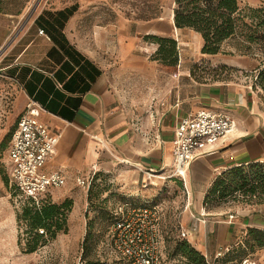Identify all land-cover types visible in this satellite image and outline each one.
<instances>
[{"label":"crops","instance_id":"1","mask_svg":"<svg viewBox=\"0 0 264 264\" xmlns=\"http://www.w3.org/2000/svg\"><path fill=\"white\" fill-rule=\"evenodd\" d=\"M63 9L45 15L39 10L25 20L0 12V72L20 89L22 101L16 110L20 116L29 101L35 102L41 108L36 111L38 121L58 135L44 170L59 171L65 184L49 191L51 199L55 202L68 196V188L76 179L92 171L155 194L177 189L182 195L177 233L186 231L188 243L205 258L224 254L248 228L264 230V204L211 213L203 207L207 191L222 172L264 162V104L252 86L197 85L190 94L175 93L170 99L131 111L119 103L93 52L84 51L74 40V13L62 27L52 23L54 13ZM159 26L154 20L128 24L118 19L100 30L122 56L134 48L138 37L163 33ZM201 109L227 115L234 123L233 131L192 160L182 178L147 179V172L169 174L175 126L183 116ZM5 157L6 166L7 153ZM145 184L148 186L144 188ZM146 200L156 204L150 197L139 204ZM174 214L170 209L168 219ZM160 223L161 216L159 229ZM253 257L256 264H264V249L255 251Z\"/></svg>","mask_w":264,"mask_h":264},{"label":"rangeland","instance_id":"2","mask_svg":"<svg viewBox=\"0 0 264 264\" xmlns=\"http://www.w3.org/2000/svg\"><path fill=\"white\" fill-rule=\"evenodd\" d=\"M155 1L161 7V14L154 21L162 25L164 32H153L149 36L167 37L176 41L177 64L174 66L157 59V45L151 38L138 37L134 48L119 56L113 43H108V37L100 30L106 25L116 24L118 19L128 24L142 22L139 17L144 14L145 4ZM239 1L241 8H264V0ZM172 2L173 0H0V12L13 18L22 16L25 20L39 10L51 13L77 5L78 9L74 13V40L84 51L93 52L96 63L109 79L110 89L119 103L131 111L134 108H148L156 100L170 99L175 93L179 96L183 92L190 94L197 85L252 86L256 75L254 68L260 60H264V54L256 52L242 55L233 48L230 41L223 43L220 52L215 55L201 54L200 36L189 29L176 31L170 24ZM104 39H107L105 44ZM254 91L260 101L264 99V92L259 88ZM21 101L17 83L0 72V264H120L119 257L109 246L107 228L118 207L126 208L128 203L139 205L141 199L146 197L155 200L162 209L159 264H188L184 258L174 253L175 243L179 241L177 221L182 203V195L177 189H172L171 192L166 188L167 193L161 191L162 193L157 194L150 190L141 191L103 173H99L88 188L82 189L74 183L68 188V196L63 195L55 202L48 195L52 203L60 205L65 201L69 202L68 209L64 211L63 229L52 238L49 235L42 236L37 240L35 250L27 252L32 234L26 233V223L16 220L23 203L13 202L11 191L2 180L6 177L8 137L19 116L16 105ZM255 201L256 198L244 197L238 192L223 200L210 201L206 209L210 213L217 210L234 211L240 207L254 206ZM170 209L175 212L171 220L168 219ZM228 249L227 263L222 261L226 256L213 259L207 255L205 259L209 264H235L239 257L238 248L231 244Z\"/></svg>","mask_w":264,"mask_h":264},{"label":"trees","instance_id":"3","mask_svg":"<svg viewBox=\"0 0 264 264\" xmlns=\"http://www.w3.org/2000/svg\"><path fill=\"white\" fill-rule=\"evenodd\" d=\"M172 3L173 26L176 29H189L198 34L202 40L201 54L215 55L220 52L222 44L227 41H230L233 48L242 55L256 52L259 55L264 54V8L253 9L246 6L241 8L239 0H173ZM77 9V5L73 4L55 12L56 17L52 23L57 27H62L63 22ZM144 9V14L139 17L141 21L157 19L161 14V7L157 1L146 3ZM39 18L42 17L39 16ZM48 26L52 28V24L48 23ZM144 38H151L157 45L155 55L158 60L166 61L170 66L177 64L174 39L149 36V34ZM254 70L256 75L252 88L254 90L259 88L264 92V60H260ZM261 102L264 104V99H261ZM10 137L11 133L9 140ZM98 176L99 173L95 172L92 180ZM2 180L9 187L7 176ZM9 190L12 196L16 194L12 188L9 187ZM238 192L244 197L256 198L254 205L264 204V162L240 165L222 172L207 191L203 199V207L208 211L206 207L210 201L223 200ZM48 195L37 203L30 199L25 200L19 208L20 212L16 215L17 221L26 223V233L32 234V241L28 242L31 245H28L27 252L35 250L37 240L42 236L49 235L52 238L63 229L64 211L68 209L69 202L65 201L58 205L52 203ZM114 219L112 217L109 226ZM178 240L174 247L175 254L184 258L188 264H209L205 257L185 239L179 238ZM235 247L238 248L239 255L235 262L237 264L244 257L264 249V230L248 228ZM228 252L229 249L220 256H226L222 259L224 263L229 260L227 259Z\"/></svg>","mask_w":264,"mask_h":264},{"label":"built area","instance_id":"4","mask_svg":"<svg viewBox=\"0 0 264 264\" xmlns=\"http://www.w3.org/2000/svg\"><path fill=\"white\" fill-rule=\"evenodd\" d=\"M38 34H43V31L38 30ZM40 109L33 101L26 104L6 151V176L9 187L16 192L12 198L14 203H23L27 199L37 203L52 188L65 184V178L59 171L44 170L54 153L58 135L38 121L36 111ZM233 128L234 123L227 115L205 109L183 116L174 129L173 164L169 174L147 172L146 178L158 181L182 178L192 160L231 133ZM94 173L92 171L76 179V185L82 189L88 188ZM147 186L145 184L144 188ZM125 206L118 207L115 219L107 230L111 250L119 257L120 264H159L161 208L147 200L139 205ZM186 236V231H179L178 238L186 239ZM221 255L218 252L215 257ZM237 264H256V260L253 255H248Z\"/></svg>","mask_w":264,"mask_h":264},{"label":"bare ground","instance_id":"5","mask_svg":"<svg viewBox=\"0 0 264 264\" xmlns=\"http://www.w3.org/2000/svg\"><path fill=\"white\" fill-rule=\"evenodd\" d=\"M171 23H172V20H171Z\"/></svg>","mask_w":264,"mask_h":264}]
</instances>
